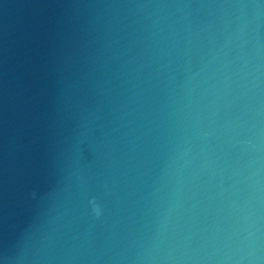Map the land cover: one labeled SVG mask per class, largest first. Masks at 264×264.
<instances>
[{
	"label": "water",
	"instance_id": "95a60500",
	"mask_svg": "<svg viewBox=\"0 0 264 264\" xmlns=\"http://www.w3.org/2000/svg\"><path fill=\"white\" fill-rule=\"evenodd\" d=\"M149 264H264V0H141Z\"/></svg>",
	"mask_w": 264,
	"mask_h": 264
},
{
	"label": "clouds",
	"instance_id": "9594fccd",
	"mask_svg": "<svg viewBox=\"0 0 264 264\" xmlns=\"http://www.w3.org/2000/svg\"><path fill=\"white\" fill-rule=\"evenodd\" d=\"M90 205H91L92 214L95 217L99 218L102 214V210L100 206L95 202V200L90 201Z\"/></svg>",
	"mask_w": 264,
	"mask_h": 264
}]
</instances>
